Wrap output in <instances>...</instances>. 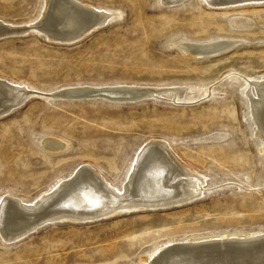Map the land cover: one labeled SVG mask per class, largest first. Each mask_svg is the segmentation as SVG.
<instances>
[{
	"label": "rangeland",
	"instance_id": "rangeland-1",
	"mask_svg": "<svg viewBox=\"0 0 264 264\" xmlns=\"http://www.w3.org/2000/svg\"><path fill=\"white\" fill-rule=\"evenodd\" d=\"M77 1L111 16L73 43L34 31L0 39V79L34 92L0 116V201L32 204L87 164L121 189L151 140L168 142L202 177V194L176 207L54 221L11 242L0 235V264H140L167 242L264 232V153L242 80L264 76V4ZM43 7L44 0H0V21L28 28ZM216 39L238 44L206 59L181 49ZM76 86L161 93L135 102L51 98ZM49 139L60 146L46 147Z\"/></svg>",
	"mask_w": 264,
	"mask_h": 264
},
{
	"label": "bare ground",
	"instance_id": "bare-ground-1",
	"mask_svg": "<svg viewBox=\"0 0 264 264\" xmlns=\"http://www.w3.org/2000/svg\"><path fill=\"white\" fill-rule=\"evenodd\" d=\"M184 1L164 0L163 4L177 5ZM205 1L215 8L264 4V0ZM110 16L105 10L85 6L77 0H44L38 23L43 31L48 32L54 27L53 31L59 34H78L81 37L97 28L95 26L105 23ZM0 23L8 25L2 21ZM237 44L235 39H216L181 44V49L193 58L206 59L221 55ZM242 80L253 134L259 141L260 152L264 153V76L242 77ZM3 81L8 82L0 79V112H5L10 105L25 101L34 94L31 90L27 91L29 89L25 86L8 82L13 86L10 88L1 83ZM68 89L69 94L96 91L115 99H133L145 93V89L136 87L99 89L76 86ZM149 90V96L161 93L159 90ZM183 90L175 87L173 94L181 95ZM54 139L46 140L44 145L57 149L60 143ZM147 143H151L148 144L151 146L137 153L126 176L127 184H123L124 188L113 187L87 164L80 166L67 179L56 183L32 204L22 203L9 195L6 199L2 197L1 237L7 241L19 240L33 230L34 225L55 219L93 220L134 209L176 207L199 198L202 192L198 182L202 181V177L182 163L168 142L151 140ZM254 232L191 236L182 241L167 242L148 252L140 264H264V232Z\"/></svg>",
	"mask_w": 264,
	"mask_h": 264
},
{
	"label": "water",
	"instance_id": "water-1",
	"mask_svg": "<svg viewBox=\"0 0 264 264\" xmlns=\"http://www.w3.org/2000/svg\"><path fill=\"white\" fill-rule=\"evenodd\" d=\"M41 18V17H40ZM41 20V19H39ZM39 20L34 24L32 25L31 27H18V28H13V27H8V25H5L3 23H0V39L1 38H5V37H12V36H20V35H25L27 33H29L30 31H34L40 35H43L44 38H46L47 40H50V41H54V42H65V43H73V42H76V41H79L82 36H78V34H74V35H63V34H59L57 32H54L53 29L54 27H52V29H50L48 32L47 31H43L42 27L40 28V23ZM37 25V26H36ZM103 24L101 25H97L95 27L99 28L101 26H103ZM63 35V36H62ZM7 86H9L10 88H13L12 85H10L8 82H1ZM151 90L147 89V90H144V92L146 94H142V95H139V96H135L133 99H115V98H111L110 95H106L104 94V92H86V93H76V94H69V89H66V90H63L57 94H53L51 95V98L52 99H56V100H75V101H78V100H105V101H110V102H122V101H137V100H141V99H144V98H151V97H154V96H149V92ZM24 102H26V100L24 101H21V102H17L16 104H12L9 106V108L5 111V112H0V116L2 115H5V114H8L12 111H14L15 109H17L18 107H20ZM148 144H151V143H146L145 145H143V147L140 149L139 153L145 149L146 147H150L151 145H148ZM91 170V169H90ZM127 181L128 179L126 178L125 179V185L127 184ZM124 188V187H123ZM191 201V200H189ZM187 201V202H189ZM184 203V202H183ZM106 217V216H105ZM97 219V218H96ZM99 219V218H98ZM60 219H55L53 221H46V222H42L41 224H36V226L34 225V229L30 230L29 232H27L26 234H24L21 238H23L24 236L28 235L29 233L35 231L38 227H41V226H44L48 223H51V222H54V221H59ZM18 240V239H17ZM6 242H11V241H14V240H10V241H7L5 240Z\"/></svg>",
	"mask_w": 264,
	"mask_h": 264
}]
</instances>
